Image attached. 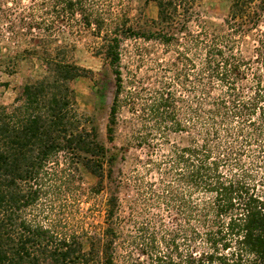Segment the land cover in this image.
I'll return each instance as SVG.
<instances>
[{
  "label": "trees",
  "instance_id": "1",
  "mask_svg": "<svg viewBox=\"0 0 264 264\" xmlns=\"http://www.w3.org/2000/svg\"><path fill=\"white\" fill-rule=\"evenodd\" d=\"M29 1L13 28L42 72L0 103V264H264V0H222V22L202 0H142L134 15L130 0ZM57 24L88 32L106 70L56 43ZM138 40L161 47L152 82L124 69ZM131 149L144 155L126 176ZM104 191L98 222L82 203Z\"/></svg>",
  "mask_w": 264,
  "mask_h": 264
},
{
  "label": "rangeland",
  "instance_id": "2",
  "mask_svg": "<svg viewBox=\"0 0 264 264\" xmlns=\"http://www.w3.org/2000/svg\"><path fill=\"white\" fill-rule=\"evenodd\" d=\"M221 1L222 0H202L200 4L202 15L216 22H222L225 12L220 7ZM29 3V0H0V81L6 83L0 87V103L2 104H9L13 101L18 87L28 74L39 76L42 72L39 59L30 58L29 53L24 52V50L29 49L35 41L31 39V35L28 34L26 30L16 34V30L13 28L19 12L26 9ZM128 5L131 7V13L134 15L137 9L142 6V0H130ZM147 13L150 16H155L156 10L153 4L148 5ZM57 25L56 36L52 38L56 43L62 41L65 36L70 42L76 43L77 49L74 51L73 56L81 65L92 68L96 74H98L99 71L106 70L107 63L103 57L94 54L95 40L88 32L64 33L62 31V29L64 30V26L61 24ZM65 27H67V24H65ZM63 34L65 35L63 36ZM125 48V72L130 69L137 77H146L149 79V82L154 81L156 78L154 73L157 68L155 59L162 55L161 47H158L157 43L154 42L145 43L138 40L128 41ZM140 50L142 54H139V58L132 56L133 54L139 53ZM147 50L149 53H147ZM145 82L148 83L147 81ZM75 90L80 109L92 110L94 96L91 92V81L86 78H81L75 84ZM112 90V82H109L106 95L107 106L111 102ZM106 118L107 108L97 117V122L102 132H104L105 129ZM143 152L144 150L131 149L125 163L118 164V166L123 167L126 176L127 173L136 168V161H138L136 156H143ZM84 180L86 185H89L94 181V178L86 173L84 175ZM106 195L107 191H104L97 197L86 198L84 203H82L84 210L88 211L89 217L94 218L98 222L102 219V212L99 211H102L104 208ZM93 205H95L94 215H92L90 209L87 210L88 206L93 207ZM54 214L55 216L61 215L58 203L55 204ZM163 218L165 222L169 221V216L165 213L163 214ZM243 264L254 263L244 262Z\"/></svg>",
  "mask_w": 264,
  "mask_h": 264
}]
</instances>
